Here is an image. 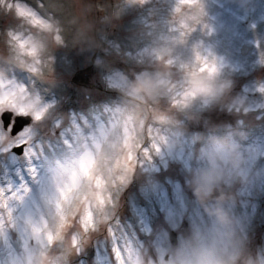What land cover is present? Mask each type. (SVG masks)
<instances>
[{"label": "rangeland", "instance_id": "rangeland-1", "mask_svg": "<svg viewBox=\"0 0 264 264\" xmlns=\"http://www.w3.org/2000/svg\"><path fill=\"white\" fill-rule=\"evenodd\" d=\"M8 2L0 4V57L17 56L7 38L9 31L43 38L7 10ZM17 2L39 15L53 12L51 0ZM55 2L68 6L64 15L68 36L41 53L46 63L40 72H33L17 58L20 66H6V78L0 79L25 87L42 110L40 119L30 111L31 123L15 136L10 135L11 127L5 130L0 121V205L6 203L13 209L16 222L15 227L6 222L0 234V264H8L10 253L20 258L32 248L52 256L56 264L57 258L58 264H120L116 251L126 255L128 247L136 254L131 264H176L177 250L193 236L225 256L239 249L264 264V0H249L247 5L240 0H201L203 15L183 41L175 16L177 0H145L143 4L125 0ZM101 2L103 6L120 7L119 14L102 11L103 16L113 17L110 23L96 11L101 12ZM76 5H82L84 12L79 13ZM87 24L92 25L95 37L98 33L100 47L81 45L84 41L79 29ZM155 40L171 42L173 54L157 59ZM196 51L214 60L216 75L230 82L229 95L240 100L243 107L229 110L196 102L191 110L197 117L188 119L180 105H173L169 91L159 99L157 111L175 116L183 135L179 144L168 147L161 137L165 141L173 138L175 128L163 127L149 112L137 117L128 108L124 90L136 75L169 58L175 60L167 64L172 71L169 81L184 87L188 69L181 65H193ZM118 79L124 83L114 86ZM58 86L60 95L51 90ZM58 100L57 109H53ZM140 120L146 121L143 131H137ZM213 129L217 134L233 133L248 164L259 173L252 183L232 185L235 203L225 204L242 238L236 246L225 239L224 230L188 183L189 171L205 163L196 158L204 140L194 137H207ZM239 131L246 135H236ZM129 133L149 147L150 156L144 157L142 149H137V163L127 171L122 160L128 155ZM153 136L160 143L159 152L150 148ZM60 140L66 149L57 151L53 142ZM17 146H23L20 155L13 152ZM86 157L95 160L96 171L104 177L101 187L109 182L120 186L114 204L107 208L109 219L103 222L98 217V226L86 233L76 225L54 246L42 248L33 242L24 249L27 219L36 220L51 210L49 223L55 228L57 186L67 181L70 170H79ZM89 191L99 198L100 189ZM0 215L7 216L6 207L0 206ZM170 230L177 233L176 246L169 241ZM74 234H79L80 246L78 250L72 248L64 259ZM237 264H241L239 258Z\"/></svg>", "mask_w": 264, "mask_h": 264}, {"label": "clouds", "instance_id": "clouds-1", "mask_svg": "<svg viewBox=\"0 0 264 264\" xmlns=\"http://www.w3.org/2000/svg\"><path fill=\"white\" fill-rule=\"evenodd\" d=\"M247 5L249 0H240ZM113 17H105L110 23ZM76 23L74 19L72 21ZM92 25L87 24L79 29L83 38L82 46L100 47V41L96 39L91 31ZM34 43L40 53L53 45L59 44L53 32H46L43 38H36ZM154 46L159 56H171L174 52V45L169 41L155 40ZM6 66H20L15 53L9 56L0 57V79L6 78ZM172 71L164 62H158L151 71H143L129 80L127 88L124 90L128 102L132 105V110L137 117L141 112H151L153 119L162 126L174 127V137L161 142L165 146L172 147L180 143L183 135L182 126L175 116L167 112L157 111V105L161 97L169 94V80ZM184 87L195 93L187 106L180 105V110L188 119H195L197 113L191 110V105L201 102L204 105L216 104L227 109L242 108L241 101L229 95L230 82L220 79L216 73L191 71L187 72L183 81ZM146 121L140 120L137 131H143ZM236 135L244 137L245 132L239 131ZM204 140L199 148L196 158L205 163L202 166L192 168L188 173V183L194 194L206 211L215 220L218 227L224 230L225 239L233 246L242 243V238L235 230L236 219L231 214L226 203H235V194L231 186L246 185L259 178V173L247 162L245 153L241 150L239 142L234 139L233 133L225 132L217 134L215 129L207 137L196 136L194 140ZM215 200L214 204L209 201ZM73 249L71 245H66L64 259H67ZM176 264H237V259L241 264H258L255 257L244 254L237 249L230 255L219 253L216 248L201 242L193 236L181 246L176 253ZM16 264H56L52 256L45 254L41 249L32 248L17 259Z\"/></svg>", "mask_w": 264, "mask_h": 264}, {"label": "snow or ice", "instance_id": "snow-or-ice-1", "mask_svg": "<svg viewBox=\"0 0 264 264\" xmlns=\"http://www.w3.org/2000/svg\"><path fill=\"white\" fill-rule=\"evenodd\" d=\"M130 4H143L145 0H125ZM5 0H0V4H4ZM53 12L47 15H39L29 7L22 6L17 0H9L7 10L14 12L15 17L20 21L27 23L31 28L43 37L46 32H53L56 41L62 43L69 34V28L64 24V15L67 5L57 3L51 0ZM79 13L84 12L82 5L74 6ZM101 11L119 14V5L111 8L110 5L100 7ZM55 13H60L56 15ZM203 15V6L201 0H177L175 8V16L178 17L179 39L183 41L188 32H191L195 23L200 21ZM8 41L13 49L17 52V58L21 62L27 63L33 72H40L45 66V60L41 56L37 45L34 43L35 36L27 37L16 32L9 31L7 33ZM155 55V53H152ZM157 59H164L157 56ZM264 59V56H262ZM168 65L175 63L174 58L164 61ZM182 68L199 72L216 73L217 66L214 60H210L207 56H203L199 51L195 53V63L190 67L181 65ZM124 82L116 80L114 86H121ZM169 91L172 94L173 105L187 106L189 100L194 98L195 93L185 87L177 86L168 82ZM264 91V88L261 89ZM34 113L36 119L42 116V110H38V101L34 100L27 94V90L23 86L13 85L0 80V121L12 124L16 127L21 124L20 117L26 116L29 112ZM15 118V123L12 121ZM162 140L166 139L161 137ZM128 155L123 158L122 166L125 170L130 171L137 163V149H142L144 157L150 156L149 147H145L137 141V137L131 133L127 136ZM151 150L159 152L160 143L153 136L150 144ZM104 177L96 171V162L91 157L83 158L80 162L79 170L72 169L68 173L67 181L57 186V198L55 200V219L56 225L53 228L49 223V210L47 215H40L38 219L33 220L29 217L26 221L23 235V248L27 249L33 242L39 244L42 248L54 246L58 241H62L68 230L76 225L82 232L94 230L98 226V217L105 222L109 219L107 208L113 205L112 193L106 192V186L101 187ZM123 179V177H121ZM100 189L99 198L95 193H91L89 189ZM7 208V216L0 215V234H3L6 222L12 227L16 226L13 217V209L8 208L7 204L0 205ZM67 209V211H66ZM111 231V229H109ZM79 234H74L71 238L72 248L78 250L80 246ZM116 257L120 264H131L136 258V254L131 247L127 248L126 255H123L119 249L116 251ZM18 256L10 253L8 264H16ZM59 258H57L58 264Z\"/></svg>", "mask_w": 264, "mask_h": 264}, {"label": "trees", "instance_id": "trees-1", "mask_svg": "<svg viewBox=\"0 0 264 264\" xmlns=\"http://www.w3.org/2000/svg\"><path fill=\"white\" fill-rule=\"evenodd\" d=\"M91 6H92V3L90 4ZM103 5H102V2L100 3V7H102ZM95 9V8H94ZM97 11V13H99V16L102 18V19H104L105 17H106V14H104V16H103V14H102V11L100 12V11H98V10H96ZM103 21L104 20H102V25H103ZM96 31H97V29H96ZM97 37H99L98 36V33L96 32V38ZM31 78H34V77H32V75H31ZM35 78H37L36 76H35ZM51 90L53 91V92H55V94L56 95H60V93H62L60 90V88H59V86L58 87H51ZM73 92V91H72ZM72 92H70V93H72ZM112 92V91H111ZM50 93H52V92H50ZM57 103H60L59 102V100L56 102V104L53 106V109H57V107H58V105L59 104H57ZM132 107L133 106H130L129 105V107L128 108H131L132 109ZM150 113V117H152L151 116V112H149ZM148 113V114H149ZM141 116V115H140ZM164 127V126H163ZM53 146L55 147V149L57 150V151H61V150H63V149H66L65 147V144H62V141L60 140V141H58L57 143L56 142H53ZM106 151V150H105ZM106 186V192H111L112 193V199H115L116 198V194H117V191H118V189H119V185H115V186H113L112 184H110V182H109V184L107 185H105ZM55 217V214L53 213V218Z\"/></svg>", "mask_w": 264, "mask_h": 264}, {"label": "water", "instance_id": "water-1", "mask_svg": "<svg viewBox=\"0 0 264 264\" xmlns=\"http://www.w3.org/2000/svg\"><path fill=\"white\" fill-rule=\"evenodd\" d=\"M21 120V124L17 125L16 127H12L11 124H5L3 122V128L6 130L9 128V126L11 125V130H10V134L12 136L17 135L22 129H24V127L28 126L31 123V116L30 115H26L23 117H20ZM15 123V118L13 119V124ZM23 150V146H17L15 148H13V152L16 153L17 155H20L22 153ZM169 240L173 245H177L178 243V238H177V234L174 231H170L169 232Z\"/></svg>", "mask_w": 264, "mask_h": 264}]
</instances>
